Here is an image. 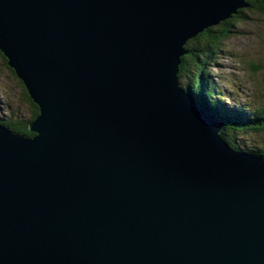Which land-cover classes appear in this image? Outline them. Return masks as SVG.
Returning <instances> with one entry per match:
<instances>
[{
    "label": "water",
    "instance_id": "obj_1",
    "mask_svg": "<svg viewBox=\"0 0 264 264\" xmlns=\"http://www.w3.org/2000/svg\"><path fill=\"white\" fill-rule=\"evenodd\" d=\"M246 2L0 0V52L39 107L33 137L0 125V264H264V158L178 75Z\"/></svg>",
    "mask_w": 264,
    "mask_h": 264
},
{
    "label": "rangeland",
    "instance_id": "obj_2",
    "mask_svg": "<svg viewBox=\"0 0 264 264\" xmlns=\"http://www.w3.org/2000/svg\"><path fill=\"white\" fill-rule=\"evenodd\" d=\"M247 7L245 19L232 28L230 38L222 43V53L216 56L215 64L210 69L211 82L217 92L224 95L222 106L232 112L243 109L249 113L252 108L258 109L264 105V15L255 9L247 10ZM250 64L261 67V71L252 76ZM180 84L184 87L185 81ZM9 117L25 122L32 118L31 107L20 80L0 55V122H5ZM240 137L238 144L247 152L245 143L248 140H245L248 135L246 139ZM252 142L260 144L255 135L252 136Z\"/></svg>",
    "mask_w": 264,
    "mask_h": 264
},
{
    "label": "trees",
    "instance_id": "obj_3",
    "mask_svg": "<svg viewBox=\"0 0 264 264\" xmlns=\"http://www.w3.org/2000/svg\"><path fill=\"white\" fill-rule=\"evenodd\" d=\"M246 3L248 5L247 10L255 9L258 13L264 15V0H254ZM245 10L246 8L244 10L240 9L237 14L222 22L218 27L206 29L189 40L184 48L186 53L181 58L178 75L180 83L185 81V86L181 85L182 88L193 95L201 110L216 117L223 123L220 135L226 143L236 150L245 151L240 147L241 145L238 144V141L241 138L240 136L246 139V135H248L245 140V142L248 140L245 143L248 147L246 151L249 154L264 158V105L258 109L252 108L249 113H246L243 109H237L234 112L228 111L222 106L224 102H221V100L224 99V95L221 92H217L215 85L210 79V69L215 64L216 56L222 53V43L230 38L229 34H231V30L236 26V23L245 19ZM0 55L7 64V60L1 52ZM249 67L251 68L252 76L257 75L262 69L253 64H250ZM12 73L15 75L13 70ZM26 99L31 107V119L23 122L14 119V117H9L5 122L1 123L17 134L33 137L34 134L30 132L28 125L38 117L39 107L30 99L28 94ZM242 106L247 107L245 105ZM228 112L233 114L234 123L224 122V116ZM254 135L257 136L260 144L255 145L252 142V136Z\"/></svg>",
    "mask_w": 264,
    "mask_h": 264
},
{
    "label": "bare ground",
    "instance_id": "obj_4",
    "mask_svg": "<svg viewBox=\"0 0 264 264\" xmlns=\"http://www.w3.org/2000/svg\"><path fill=\"white\" fill-rule=\"evenodd\" d=\"M0 125H2V123L0 122ZM3 126V125H2ZM13 132V131H12ZM13 133H15V132H13ZM17 134V133H16Z\"/></svg>",
    "mask_w": 264,
    "mask_h": 264
}]
</instances>
